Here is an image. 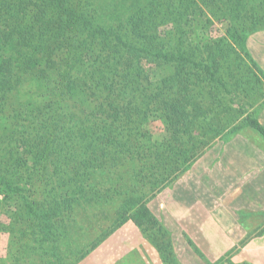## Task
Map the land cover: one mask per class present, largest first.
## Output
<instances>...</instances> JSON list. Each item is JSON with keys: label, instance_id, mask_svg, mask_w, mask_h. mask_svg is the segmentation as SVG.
Listing matches in <instances>:
<instances>
[{"label": "trees", "instance_id": "1", "mask_svg": "<svg viewBox=\"0 0 264 264\" xmlns=\"http://www.w3.org/2000/svg\"><path fill=\"white\" fill-rule=\"evenodd\" d=\"M260 31L264 0H0V206L13 244L66 264L59 243L79 245L69 232L103 210L100 243L130 222L177 264L150 203L214 140L264 138V72L248 44ZM12 99L16 122L2 119ZM148 121L165 132L148 135Z\"/></svg>", "mask_w": 264, "mask_h": 264}, {"label": "rangeland", "instance_id": "2", "mask_svg": "<svg viewBox=\"0 0 264 264\" xmlns=\"http://www.w3.org/2000/svg\"><path fill=\"white\" fill-rule=\"evenodd\" d=\"M217 29L223 30L225 25H218ZM248 44L252 57L264 72V31L252 34ZM17 105L16 100L8 102L1 118L15 121ZM263 105L264 97L263 104L256 109L258 119L264 116ZM144 127L153 138L165 132L162 122L148 121ZM262 148L263 136L251 128L230 138L216 139L202 151L199 160L191 163L189 170L165 189L157 190L150 208L171 232L177 264H264V215L260 213L264 214ZM133 150L134 155L140 154L137 146ZM131 168L126 163L115 172L124 175ZM87 210L91 220L99 222H93L94 227L81 236L76 230L69 232L72 240L78 236V241L83 242L80 246L72 241L59 243L66 264H163L157 249L140 238L133 223L120 227L100 243L110 221L104 222L103 210ZM8 211L4 204L0 206V264H57L58 258L51 248L40 251V243L33 249L23 243L13 244L14 214ZM242 223L248 224L246 232ZM67 225L63 227H74V223ZM81 228L84 230L85 225ZM188 237L192 244L188 243ZM256 243L260 244L254 248ZM95 244L99 245L93 249ZM74 251L78 253L73 255Z\"/></svg>", "mask_w": 264, "mask_h": 264}, {"label": "crops", "instance_id": "3", "mask_svg": "<svg viewBox=\"0 0 264 264\" xmlns=\"http://www.w3.org/2000/svg\"><path fill=\"white\" fill-rule=\"evenodd\" d=\"M260 52V51H259ZM261 53V52H260ZM264 116H263V114H262V117L260 116L259 117V121H260V123L264 126ZM196 211H198V210H196ZM241 226H243L244 224L242 223V224H240ZM243 227H246V229H245V232L247 231V228H248V224L247 223H245V225L243 226ZM248 233V232H247ZM230 243H231V245H232V242L230 241ZM230 243L228 242V246L230 245ZM260 243H256V244H254V248L256 247V246H258ZM233 247V246H232Z\"/></svg>", "mask_w": 264, "mask_h": 264}]
</instances>
